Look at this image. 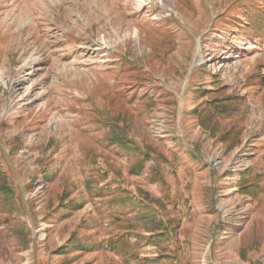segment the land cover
Returning a JSON list of instances; mask_svg holds the SVG:
<instances>
[{
	"label": "rangeland",
	"instance_id": "1",
	"mask_svg": "<svg viewBox=\"0 0 264 264\" xmlns=\"http://www.w3.org/2000/svg\"><path fill=\"white\" fill-rule=\"evenodd\" d=\"M0 264H264V0H0Z\"/></svg>",
	"mask_w": 264,
	"mask_h": 264
},
{
	"label": "trees",
	"instance_id": "2",
	"mask_svg": "<svg viewBox=\"0 0 264 264\" xmlns=\"http://www.w3.org/2000/svg\"><path fill=\"white\" fill-rule=\"evenodd\" d=\"M214 102H217V100H214ZM214 104V103H213ZM215 108H218V103L214 105Z\"/></svg>",
	"mask_w": 264,
	"mask_h": 264
}]
</instances>
